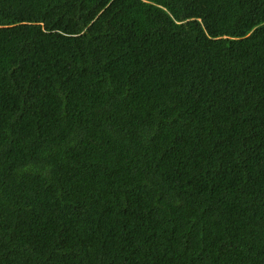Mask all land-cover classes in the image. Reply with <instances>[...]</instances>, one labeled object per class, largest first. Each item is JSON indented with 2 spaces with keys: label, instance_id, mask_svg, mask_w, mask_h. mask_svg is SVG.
I'll list each match as a JSON object with an SVG mask.
<instances>
[{
  "label": "trees",
  "instance_id": "obj_1",
  "mask_svg": "<svg viewBox=\"0 0 264 264\" xmlns=\"http://www.w3.org/2000/svg\"><path fill=\"white\" fill-rule=\"evenodd\" d=\"M0 264H264V0H0Z\"/></svg>",
  "mask_w": 264,
  "mask_h": 264
}]
</instances>
